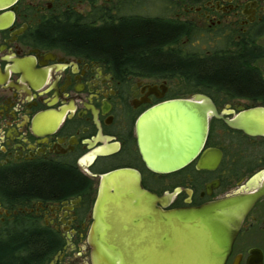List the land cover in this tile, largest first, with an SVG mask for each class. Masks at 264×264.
Instances as JSON below:
<instances>
[{
	"label": "flooded vegetation",
	"instance_id": "flooded-vegetation-1",
	"mask_svg": "<svg viewBox=\"0 0 264 264\" xmlns=\"http://www.w3.org/2000/svg\"><path fill=\"white\" fill-rule=\"evenodd\" d=\"M206 66L243 82L214 91ZM198 96L223 119L210 118L189 164L152 171L144 120ZM225 119L264 125V0H0V231L47 232L45 264H99L95 205L116 170L135 171L164 211L264 188V135ZM25 183L30 192L10 191ZM225 264H264V195Z\"/></svg>",
	"mask_w": 264,
	"mask_h": 264
},
{
	"label": "water",
	"instance_id": "water-1",
	"mask_svg": "<svg viewBox=\"0 0 264 264\" xmlns=\"http://www.w3.org/2000/svg\"><path fill=\"white\" fill-rule=\"evenodd\" d=\"M151 115V116H150ZM144 120L140 147L157 173L176 171L202 151L210 118L223 119L208 98L175 100ZM227 124L248 135H264V125ZM213 153L208 162L216 163ZM264 188L235 194L200 207L164 211V199L147 192L135 171L102 176L91 239L99 264H225L243 221Z\"/></svg>",
	"mask_w": 264,
	"mask_h": 264
},
{
	"label": "trees",
	"instance_id": "trees-1",
	"mask_svg": "<svg viewBox=\"0 0 264 264\" xmlns=\"http://www.w3.org/2000/svg\"><path fill=\"white\" fill-rule=\"evenodd\" d=\"M166 42L167 40H165ZM209 67L211 66L202 67L201 74L212 76L215 84L214 91L225 89L228 83L237 87L241 80L243 82L237 71L233 69L227 71L221 68L211 73ZM43 186L46 187V184ZM10 188L12 192L28 193L31 190V185L25 183L17 185L15 190L13 185ZM53 242V238L47 232L35 226H24L6 233L0 231V264H45L52 254Z\"/></svg>",
	"mask_w": 264,
	"mask_h": 264
}]
</instances>
